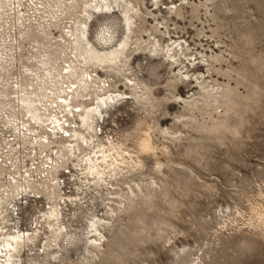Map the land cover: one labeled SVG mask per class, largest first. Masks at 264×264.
Returning a JSON list of instances; mask_svg holds the SVG:
<instances>
[{
    "label": "rangeland",
    "instance_id": "1",
    "mask_svg": "<svg viewBox=\"0 0 264 264\" xmlns=\"http://www.w3.org/2000/svg\"><path fill=\"white\" fill-rule=\"evenodd\" d=\"M64 97L119 98L85 124ZM17 235L15 264H264V0H0V243Z\"/></svg>",
    "mask_w": 264,
    "mask_h": 264
},
{
    "label": "bare ground",
    "instance_id": "2",
    "mask_svg": "<svg viewBox=\"0 0 264 264\" xmlns=\"http://www.w3.org/2000/svg\"><path fill=\"white\" fill-rule=\"evenodd\" d=\"M87 6V5H86ZM96 7V6H95ZM100 7V6H98ZM104 9H109V6H105L102 10ZM87 10V9H86ZM97 10V9H96ZM95 10V11H96ZM99 11V10H98ZM88 14V13H87ZM89 15V14H88ZM125 15H126V23L128 24L127 26H129V23H130V18L128 16V11L125 12ZM92 17V16H90ZM85 25V24H84ZM83 26V25H82ZM83 28V27H82ZM79 29V28H78ZM77 29V30H78ZM76 30V31H77ZM86 31V30H84ZM109 32V31H108ZM107 32V33H108ZM102 37L101 39H99V41H103V42H109L110 40V35L109 34H106V31H103L102 32ZM85 36V35H84ZM74 37V36H73ZM79 37V36H78ZM86 37V36H85ZM82 38V37H81ZM85 42V41H84ZM89 42V40H88ZM77 43H80L79 41H77ZM101 43V42H100ZM88 46V44H87ZM75 49V48H74ZM89 51V50H87ZM89 58L92 59V60H95L97 61L98 63H101L102 65L103 64H107V62H113L115 60V56L118 54V51L117 52H114V53H110V54H104V55H99L97 54L93 49H90L89 51ZM80 55V54H79ZM82 57V56H81ZM84 57V56H83ZM88 58H84V61H87ZM110 64V63H109ZM72 67V66H71ZM74 71L76 70V68H73ZM68 70V68H67ZM68 71H71V70H68ZM76 73V72H75ZM74 73V74H75ZM86 73V72H85ZM69 74V73H68ZM77 74V73H76ZM73 75V74H72ZM68 76V75H67ZM71 76V75H70ZM86 76V75H85ZM90 76V75H89ZM92 76V75H91ZM73 77V76H72ZM67 78V77H66ZM83 78V76H82ZM86 79V77H85ZM93 79V78H92ZM80 80V79H79ZM90 81V80H89ZM81 82V81H80ZM78 84V83H76ZM81 84V83H80ZM91 84V83H90ZM90 84H84L82 86V89H85L87 87V85H90ZM58 85V84H57ZM71 88V87H70ZM75 89V88H74ZM74 89L71 88V92L70 93H74ZM89 89V88H87ZM78 90V89H77ZM86 90V89H85ZM80 91V89L78 90ZM65 92V91H64ZM85 92V91H84ZM66 94V93H65ZM79 94V93H78ZM77 94V95H78ZM74 96V95H73ZM72 97V96H71ZM75 97V96H74ZM65 98V97H64ZM119 98V97H118ZM118 98H114V97H109L108 99L105 97H101L99 98V100L97 101V106L95 107V109H92V108H83V109H80L78 107H75V108H72L71 104L68 102V98H65L64 100H62V103L65 104L64 107H66V109H68V115L69 116H73L75 117V115L77 114V112H79V116L81 117L83 123H93V119L94 117L98 114L99 116H103L104 112H106L109 108V105H114L116 102H118ZM63 99V98H62ZM71 99V98H69ZM23 102H26L28 103L29 102V105L27 107H31L32 108V101L29 100L28 98L27 99H24L22 100ZM72 103V102H71ZM96 103V101H95ZM36 107V106H35ZM82 107V106H80ZM37 109V108H36ZM105 109V110H104ZM31 110V109H29ZM35 111V110H34ZM37 111V110H36ZM40 111V110H39ZM83 112V113H81ZM33 113V112H32ZM36 113V112H35ZM40 113V112H39ZM67 113V112H66ZM32 115V114H31ZM34 115V114H33ZM38 115V114H37ZM55 116V115H54ZM38 117V116H37ZM43 117V115H42ZM52 117V116H50ZM104 117V116H103ZM56 118V117H55ZM54 118V119H55ZM52 121V120H51ZM64 121V120H63ZM95 121V120H94ZM68 123V124H67ZM52 125H55V128H60L61 130H63L64 133H68L70 132V130H68L67 128H72L73 124H71V122H69V120H66L65 123L62 122L61 119L59 118H56L55 121L52 122ZM67 127V128H65ZM84 128V127H83ZM93 128V127H92ZM90 129V128H88ZM55 131V130H54ZM56 132V131H55ZM55 134V133H54ZM60 134V133H59ZM58 134V135H59ZM57 135V134H56ZM69 135V134H68ZM82 136V135H81ZM69 137H71V135H69ZM74 138V137H73ZM77 138V137H76ZM75 139V138H74ZM84 139V138H83ZM73 140V139H72ZM84 143V142H83ZM77 144V143H76ZM73 147V146H72ZM69 148V147H68ZM104 148V147H103ZM71 149V148H70ZM71 152V151H70ZM73 152V151H72ZM102 153V152H101ZM73 154V153H72ZM108 156H106L105 154H103V157H101L102 159V162L106 163V160H107ZM90 160V159H89ZM88 160V161H89ZM100 163V159L98 158L97 160H90V167L88 170H90V172L97 176L99 178L100 181H102L104 179V172H102L100 170V166L98 165V163ZM108 164V163H107ZM58 210H51V214L49 215V220L50 222H54V223H59V214L57 212ZM60 228V227H59ZM58 228V229H59ZM62 228V227H61ZM62 230V229H61ZM60 233V232H59ZM61 234V233H60ZM30 236H9L8 239H6L3 243H0V258H4L5 259V262L6 264H15L14 261L15 259L17 258V256L21 253V246L25 245V242L26 240H30ZM32 241V239H31ZM28 242V241H27ZM23 248V247H22Z\"/></svg>",
    "mask_w": 264,
    "mask_h": 264
}]
</instances>
